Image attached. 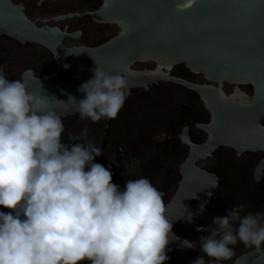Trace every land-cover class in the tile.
I'll list each match as a JSON object with an SVG mask.
<instances>
[{"label":"clouds","instance_id":"obj_1","mask_svg":"<svg viewBox=\"0 0 264 264\" xmlns=\"http://www.w3.org/2000/svg\"><path fill=\"white\" fill-rule=\"evenodd\" d=\"M176 7L182 12L186 4L177 0ZM96 65L78 89L84 98L67 102L92 123L116 118L129 94L121 74ZM53 98L0 68V208L9 210L0 211V264H167L173 242L196 248L173 233L164 194L147 177L126 179L123 187L113 182L111 169L96 162L103 151L87 128L63 141ZM198 231L207 235L192 264H206L205 257L226 264L238 243L264 245V212L236 204Z\"/></svg>","mask_w":264,"mask_h":264},{"label":"flooded vegetation","instance_id":"obj_2","mask_svg":"<svg viewBox=\"0 0 264 264\" xmlns=\"http://www.w3.org/2000/svg\"><path fill=\"white\" fill-rule=\"evenodd\" d=\"M11 1L35 27L62 34L61 43L67 49H96L119 34L114 24L94 19L102 0ZM0 68L9 80L27 73L43 78L56 72L57 63L43 46L0 33ZM129 70L130 74L151 77L153 83L130 90L114 119L92 123L81 121L78 113L62 119V139L72 143L71 136L87 128L88 138L103 151L96 162L111 169L114 183L123 187L126 179L147 177L164 194L169 219L174 221L173 233L181 241L197 244L193 249L173 242L167 264H192L203 255L199 241L207 235L198 228L226 216L236 204H243L245 212H264V133L254 131L255 125L264 130V118L254 119V87L236 81L217 82V98L233 105V141L230 145L218 142L215 151L194 157L192 147H202L208 140L205 127L210 114L188 85L208 86L206 77L184 65L137 63ZM189 214L191 223L186 219ZM234 249L235 255L226 264L257 251L242 243ZM205 260L208 264L207 257Z\"/></svg>","mask_w":264,"mask_h":264},{"label":"water","instance_id":"obj_3","mask_svg":"<svg viewBox=\"0 0 264 264\" xmlns=\"http://www.w3.org/2000/svg\"><path fill=\"white\" fill-rule=\"evenodd\" d=\"M183 3L188 7L181 12L177 11V0H102L93 17L99 23L114 24L119 34L96 49H67L61 43L63 35L57 30L35 27L21 7L11 0H0V33L39 44L53 55L57 63L54 74L34 78L27 73L23 81L29 91L40 94L43 88L46 95L64 102H56L54 98L52 101L62 119L78 113L75 102L67 103L68 97L84 98L78 89L93 77L96 63L109 74L125 77L128 93L135 87L153 83L151 77L130 74L129 69L137 63L184 65L203 74L208 86L188 85L210 114V123L205 127L206 144L192 147L191 154L199 157L215 151L218 142L230 145L233 141V105L230 100L217 98L218 81L252 85L254 119L264 118V0H183ZM254 129L255 133H264L257 125ZM0 211L9 210L0 208ZM263 248L261 245L233 264H264Z\"/></svg>","mask_w":264,"mask_h":264},{"label":"snow or ice","instance_id":"obj_4","mask_svg":"<svg viewBox=\"0 0 264 264\" xmlns=\"http://www.w3.org/2000/svg\"><path fill=\"white\" fill-rule=\"evenodd\" d=\"M186 7H188V5H186Z\"/></svg>","mask_w":264,"mask_h":264}]
</instances>
